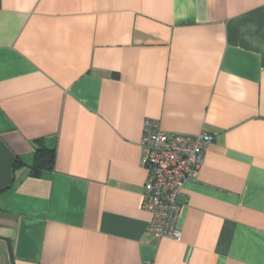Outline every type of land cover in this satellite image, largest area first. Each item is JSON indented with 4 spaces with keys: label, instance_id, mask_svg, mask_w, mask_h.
I'll list each match as a JSON object with an SVG mask.
<instances>
[{
    "label": "crops",
    "instance_id": "0c3cea01",
    "mask_svg": "<svg viewBox=\"0 0 264 264\" xmlns=\"http://www.w3.org/2000/svg\"><path fill=\"white\" fill-rule=\"evenodd\" d=\"M146 119L215 136L179 241L147 233ZM0 264H264V0H0Z\"/></svg>",
    "mask_w": 264,
    "mask_h": 264
},
{
    "label": "built area",
    "instance_id": "2783aa9c",
    "mask_svg": "<svg viewBox=\"0 0 264 264\" xmlns=\"http://www.w3.org/2000/svg\"><path fill=\"white\" fill-rule=\"evenodd\" d=\"M215 136L167 133L156 119H146L140 144L147 169L141 207L150 218L147 233L156 237L181 239L182 204L178 201L184 185L198 177L202 155Z\"/></svg>",
    "mask_w": 264,
    "mask_h": 264
},
{
    "label": "trees",
    "instance_id": "16d2710c",
    "mask_svg": "<svg viewBox=\"0 0 264 264\" xmlns=\"http://www.w3.org/2000/svg\"><path fill=\"white\" fill-rule=\"evenodd\" d=\"M53 152L52 148H47L43 145L39 146L35 150L34 161L29 165L30 171L35 175L40 171V169L51 166Z\"/></svg>",
    "mask_w": 264,
    "mask_h": 264
}]
</instances>
